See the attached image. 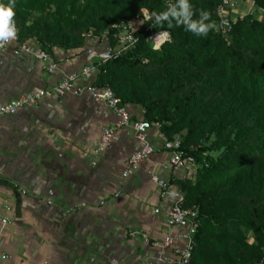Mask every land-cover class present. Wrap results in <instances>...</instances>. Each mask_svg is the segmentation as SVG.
<instances>
[{
    "label": "trees",
    "instance_id": "obj_1",
    "mask_svg": "<svg viewBox=\"0 0 264 264\" xmlns=\"http://www.w3.org/2000/svg\"><path fill=\"white\" fill-rule=\"evenodd\" d=\"M221 2L0 0V10L21 42L49 54L84 48L90 31L115 48L117 26L132 23L135 46L96 63L92 85L110 88L128 111L141 108L167 141L182 136L195 159L194 175L170 182L200 212L190 264H264V19L248 14L223 35ZM254 3L264 11V0ZM144 11L161 22L151 29ZM157 31L171 35L160 50L150 43Z\"/></svg>",
    "mask_w": 264,
    "mask_h": 264
},
{
    "label": "crops",
    "instance_id": "obj_2",
    "mask_svg": "<svg viewBox=\"0 0 264 264\" xmlns=\"http://www.w3.org/2000/svg\"><path fill=\"white\" fill-rule=\"evenodd\" d=\"M237 1L233 19L258 16L254 0ZM106 47L100 38L78 50L55 48L51 60L58 69L52 74L32 56H16L14 45L0 50V106L55 87L84 69L88 50ZM93 81L81 78L76 85L85 89ZM129 113L134 122L142 121L141 108ZM116 122L115 113L87 92L46 98L0 118V242L9 256L0 264H160L159 257L170 256L142 238L161 244L172 232L165 221L170 201L160 198L151 174L171 182L190 178L192 169L162 167L170 154L163 149L165 136L153 127L148 141L157 153L122 180L130 156L142 148L134 129H121L104 153L95 151L103 129Z\"/></svg>",
    "mask_w": 264,
    "mask_h": 264
},
{
    "label": "built area",
    "instance_id": "obj_3",
    "mask_svg": "<svg viewBox=\"0 0 264 264\" xmlns=\"http://www.w3.org/2000/svg\"><path fill=\"white\" fill-rule=\"evenodd\" d=\"M221 1V5L217 10L219 18L218 31L223 35H229L236 22L231 17V12L238 8L239 2L237 0ZM249 14H252V12ZM143 15L147 22H151V29L162 20L153 18L149 11H144ZM117 29L119 34V44L117 47L112 48L107 43V47L102 52H97L93 49L88 50L87 65L80 73L67 75L53 88L30 92L0 106V118L14 116L21 109L37 106L46 98L53 96L61 98L68 94L81 96L84 92H87L94 100L110 108L117 117V122L113 126L104 128L99 141L95 143L97 154L104 153L116 141L118 131L123 128H133L136 138L142 144V148L132 154L128 160L127 171L122 175V180H126L133 176L143 163L149 161L157 153L156 148L148 141V132L153 126L145 121L134 122L129 111L125 107L120 106L119 99L110 88L100 89L91 84L88 88L82 89L76 85L81 78H92L96 63H106L116 60L135 46L136 39L133 34L134 25L132 23L122 22L117 26ZM83 38L87 40L100 39L93 31L83 34ZM170 40L171 35L168 31H157L150 37V43L154 50H160ZM159 44L161 46L158 47ZM11 45L16 47L14 50L16 56H32L37 61L46 65L47 72L52 74L58 69L57 64L51 60V54L43 50L36 51L30 43L21 42L19 29L6 17L5 12L0 10V50L7 49ZM155 127L158 130L161 129L160 124H156ZM182 142V136H176L172 141H165L163 149L170 154V158L162 167L171 172H178L191 167L192 175H194L198 168L197 163L193 157L187 156L182 150ZM151 179L159 190L160 198L170 201V206L165 212V221L167 227L172 232L165 237L161 244L158 241L151 240L147 235H143L142 238L150 246L155 248L162 247L170 251V256H161L157 259V262L160 264H190L195 246V238L201 225L199 208L196 206L186 207L184 192L178 187L171 186L170 182L159 178L153 173L151 174ZM53 195V192H50V196L53 197ZM120 196L121 193L118 192L114 195V199H119ZM48 202L49 204H53L52 200ZM105 204L106 201L101 202V205ZM160 213L159 209L156 210V214ZM7 260H9V256L0 242V261ZM148 264H153V262H149Z\"/></svg>",
    "mask_w": 264,
    "mask_h": 264
},
{
    "label": "rangeland",
    "instance_id": "obj_4",
    "mask_svg": "<svg viewBox=\"0 0 264 264\" xmlns=\"http://www.w3.org/2000/svg\"><path fill=\"white\" fill-rule=\"evenodd\" d=\"M256 15H257V13H256ZM258 16L259 17L262 16L260 19L263 20L264 19V11L258 12ZM211 156L214 157V158H218L220 156V153L214 152V153L211 154ZM246 234H247L248 240L250 242H253V240H254L253 234L251 232L247 231V230H246Z\"/></svg>",
    "mask_w": 264,
    "mask_h": 264
},
{
    "label": "bare ground",
    "instance_id": "obj_5",
    "mask_svg": "<svg viewBox=\"0 0 264 264\" xmlns=\"http://www.w3.org/2000/svg\"><path fill=\"white\" fill-rule=\"evenodd\" d=\"M161 46V44L158 45V47Z\"/></svg>",
    "mask_w": 264,
    "mask_h": 264
}]
</instances>
